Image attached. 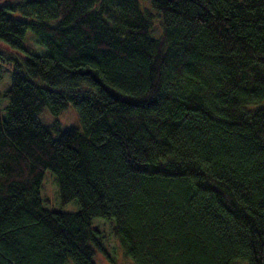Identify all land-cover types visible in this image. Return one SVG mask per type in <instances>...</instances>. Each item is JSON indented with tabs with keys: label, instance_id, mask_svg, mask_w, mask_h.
Instances as JSON below:
<instances>
[{
	"label": "trees",
	"instance_id": "1",
	"mask_svg": "<svg viewBox=\"0 0 264 264\" xmlns=\"http://www.w3.org/2000/svg\"><path fill=\"white\" fill-rule=\"evenodd\" d=\"M29 29L47 53L0 50V264H97L96 217L134 264H264V0H1L0 41ZM69 104L81 129L39 119Z\"/></svg>",
	"mask_w": 264,
	"mask_h": 264
},
{
	"label": "rangeland",
	"instance_id": "2",
	"mask_svg": "<svg viewBox=\"0 0 264 264\" xmlns=\"http://www.w3.org/2000/svg\"><path fill=\"white\" fill-rule=\"evenodd\" d=\"M1 1V0H0ZM16 16H21L19 12H12ZM155 33H159L160 26L156 22L154 25ZM22 45L25 50L19 49L15 50L7 47L4 43L0 41V50L4 51L8 55L16 57L18 60H22L26 53H37L45 54L47 53L46 48L39 43L36 35L29 29L22 39ZM12 79L11 69L2 61H0V110L3 114L6 113V106L8 105V97L5 96V91L10 87ZM39 80V79H38ZM39 119L43 123L50 124L53 121H59V127L65 128L69 126H75L82 128L78 110L72 104L62 109L59 113L53 114L50 110L45 107L39 113ZM56 134V133H55ZM41 195L46 198L48 203L46 206L50 209H60L63 211H75L78 209V204L76 201H70L66 204H60L58 199V185L56 183L54 174L50 170H46L42 188ZM105 218L96 217L93 220V225H97L105 235L104 239L101 241L102 249L96 248V263L97 264H134L133 260L125 255L123 247L119 244L118 239L111 231V224Z\"/></svg>",
	"mask_w": 264,
	"mask_h": 264
}]
</instances>
